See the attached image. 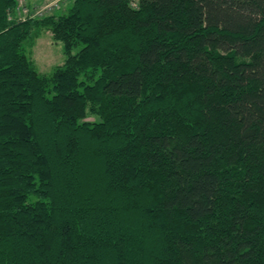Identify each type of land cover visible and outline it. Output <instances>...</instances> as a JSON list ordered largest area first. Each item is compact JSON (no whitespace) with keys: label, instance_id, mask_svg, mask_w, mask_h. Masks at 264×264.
<instances>
[{"label":"trees","instance_id":"trees-1","mask_svg":"<svg viewBox=\"0 0 264 264\" xmlns=\"http://www.w3.org/2000/svg\"><path fill=\"white\" fill-rule=\"evenodd\" d=\"M17 3L0 0V264H264V0ZM46 29L66 60L40 74L26 48Z\"/></svg>","mask_w":264,"mask_h":264},{"label":"rangeland","instance_id":"rangeland-1","mask_svg":"<svg viewBox=\"0 0 264 264\" xmlns=\"http://www.w3.org/2000/svg\"><path fill=\"white\" fill-rule=\"evenodd\" d=\"M71 3L72 0H18L17 12H22L24 18L27 15L44 16L53 12L65 11ZM79 47L74 48L73 52L76 53ZM26 52L34 61L40 74L53 73L55 68L66 60L63 42L55 40L52 32L47 29L34 37L33 43L27 46ZM98 111V105L89 104L85 121H97L99 119Z\"/></svg>","mask_w":264,"mask_h":264},{"label":"bare ground","instance_id":"bare-ground-1","mask_svg":"<svg viewBox=\"0 0 264 264\" xmlns=\"http://www.w3.org/2000/svg\"><path fill=\"white\" fill-rule=\"evenodd\" d=\"M131 4L134 6V7H137L138 4L136 3V0H131Z\"/></svg>","mask_w":264,"mask_h":264},{"label":"built area","instance_id":"built-area-1","mask_svg":"<svg viewBox=\"0 0 264 264\" xmlns=\"http://www.w3.org/2000/svg\"><path fill=\"white\" fill-rule=\"evenodd\" d=\"M136 3L139 5V0H136Z\"/></svg>","mask_w":264,"mask_h":264}]
</instances>
